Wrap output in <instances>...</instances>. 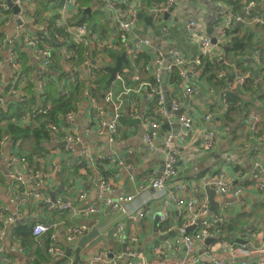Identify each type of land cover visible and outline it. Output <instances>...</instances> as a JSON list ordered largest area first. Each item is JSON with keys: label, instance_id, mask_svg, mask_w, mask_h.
I'll return each instance as SVG.
<instances>
[{"label": "crops", "instance_id": "0c3cea01", "mask_svg": "<svg viewBox=\"0 0 264 264\" xmlns=\"http://www.w3.org/2000/svg\"><path fill=\"white\" fill-rule=\"evenodd\" d=\"M89 1L91 3L85 5ZM133 1L138 12L144 16L155 12V10L164 11L168 6H164V0ZM56 2L55 0H35L33 5L29 6L23 13V16H26V22L31 26V29L28 30L32 34L35 35L37 33L39 34L38 36L49 35L51 29L57 25L56 21L59 18H56V13H59V6ZM76 2L80 17L87 15L88 18H91L93 11L103 12V18L98 15L96 20H89L88 22L94 25L93 32H95L96 38L100 39V44L113 40L115 34L112 32L115 30V24L109 14L104 11L101 2L99 0H76ZM174 2L176 5L167 21L159 20L162 19L161 14L155 15L156 22H153L149 29L142 19H138L135 31L141 37L146 36L150 30L153 31V39L163 41L161 43L163 44L161 45L163 49L161 52L163 54L166 52L167 61L170 60L168 56L169 45H174L181 50L184 58L190 62L187 76L182 78L183 81L174 90V98L172 97L173 100H179L180 108L183 109L182 113L191 115L195 121V126L190 136L184 142H180V144L179 141L177 142L179 146L177 165L180 177L187 182V189L182 193V196L184 198L192 196L198 202L204 195L206 196L204 184L207 183L208 178L220 171L225 172L227 177L232 179V186L240 184L245 189L240 199L241 202L228 195L221 196L216 192L217 213H219L221 208L225 212L224 226L226 236L224 239L243 242V236L247 233L254 237L258 244L262 245L264 244V187L262 190L256 189L255 185L258 180L253 176H249L248 173L251 170L253 161L264 163V137H262V134H264V3L257 0L258 5L251 9L252 14L257 18L256 20L252 19L253 16H251L247 21L237 22L238 25H236L237 23L232 25V29L228 32L227 40L222 45L221 51L213 55L220 65L222 64V66L213 67L219 78H222L226 71H229V79L232 81L231 74L235 70L240 71L241 68H244V70L246 68L245 71L257 83V92L255 94H252V89H248L241 100L238 101L237 110L227 111L226 103L223 104L222 102V93L224 91L228 92L232 86L230 85L229 89V85L227 87L222 85L216 87L209 84L204 76L205 71L202 68V60L198 64H193V60L201 56V52L197 42L188 36L186 23L191 20L196 21V34L199 38L207 37L212 45L214 43L213 38L216 35V28L220 23L218 11L231 9L232 4L230 0H175ZM162 5L164 6L163 8ZM84 8H89V12L81 15L80 11L82 12ZM9 15L10 17L7 20L0 16V66L5 79L8 80L7 83L3 82L0 84V97H7L8 83L12 82L11 79L14 76H21L23 82L20 87L23 89H21L23 98L14 97L15 101L20 100L19 103L22 105L23 100L30 99V105L33 109H38L46 104L51 105V102L67 92L65 79L51 80L47 77H41L40 73L38 74V67L28 50L25 48L26 51L16 43L14 45L17 46L18 66L16 70L10 66V63L6 60L8 48L6 45L3 46L2 41L15 36L17 24L9 22L12 12ZM77 15L73 17H77ZM67 16L70 17L68 13ZM77 19L71 20L74 22L78 21ZM248 35L250 37V40H248L249 49L244 55L235 56L234 52L230 50L228 42L234 36L248 37ZM88 36L90 37V35ZM225 47L227 51L224 50ZM89 52L91 56L94 55L91 49ZM59 53L63 55V51ZM257 53L260 61L258 63L253 60V56ZM166 59H164V63ZM60 62L63 63L62 59ZM151 67L155 68L154 63H151ZM127 71L125 75H128L129 71L133 70L129 69ZM50 72L52 73L53 71L50 70ZM76 72V68L72 66L65 70V74L69 75L70 81H74L73 75ZM133 74L134 79L141 77V74L137 71H133ZM51 77L52 75L50 74L49 78ZM39 83L43 85L42 94L40 93ZM135 85V87L139 86V84ZM187 85L197 86V92L191 96L185 95L184 89ZM210 87L216 91L214 90L211 93ZM168 89L169 92L173 91L171 87H168ZM85 93L86 90H83L77 103L73 106L74 120L72 121L66 118V113L59 114L52 121H48L46 126L42 128L41 122L44 120V116L39 114L30 115L28 110L25 111L28 112V115L24 112L26 115L25 120V115L23 114L25 124L35 125L46 132L45 134L43 132L45 138L38 143L32 137L15 139L8 135L9 137L5 138L6 134L3 128H6L9 120H0V208L7 205L12 212L19 210V216L13 220V223H0V230L3 231L2 235L0 233V244L4 248L5 257L4 260H0V264H24L29 261L30 257L22 253L23 249H12L10 243H13L12 236L14 235L13 228L15 226L34 223L37 220L58 223L56 229L58 243L64 251L63 258L66 257L62 263L74 260V254L69 253L66 255L65 248L73 246L76 241L67 243L63 240L62 234V231L74 224H85L87 232L93 230V228L98 231L97 237L80 254L78 263H86L98 251L113 250L117 252L118 250L122 254L130 246L117 244L113 240L111 232L119 221H123L127 235H138L139 238L143 236V239L139 241V246L144 252L152 245H159L166 235L165 227L173 226L178 221V210L171 204L170 209H168V218L161 224L159 230L157 227L159 222L157 220L160 219V210H163L159 200H155L151 204L148 213L143 219L135 220H129L126 216H121L106 206H101L97 214L88 216L73 215L67 211H60L56 207H51L55 204L50 203L51 193L53 192H55V199L57 197L70 198L75 201L77 206L92 205L96 200L99 194L98 180L100 179L99 176H101V169L96 170L88 167L86 172L84 167L77 165L82 145H87L94 154L107 155L112 152L116 156L123 157L125 161L128 160L125 165L106 163L105 167L102 168L104 178L111 183L113 189V192L109 194L111 197H116L121 193L138 197L139 193L137 190L141 184H146L148 175L152 172L158 174L162 170L161 156L153 152L150 153L146 149L142 138L143 132L148 128L149 123L152 122V116L144 114L148 108L145 102L146 96L143 94L142 100L137 93L122 94L121 112L123 116L121 124L123 125L120 134L125 138L122 137L123 139L120 141L109 143L105 134H99L96 131L97 127L92 125L94 117ZM137 98L139 99L136 104ZM8 104L4 103V105H1L3 108L0 107L5 116L12 114L14 108L17 110L19 106L15 104L13 108L9 107ZM135 105L139 111L133 108ZM129 109L130 112L131 110L137 111L136 118L130 115ZM225 111L227 112L225 113ZM208 115L210 117L208 121H205L203 117ZM175 119L176 117L173 116L170 124H173ZM11 120L14 119L11 117ZM50 124L58 125L57 127L61 128V130L63 129V131L60 133L53 132L49 127ZM253 125L258 126L257 130L260 128L262 133L259 136H257L259 132L253 130ZM207 129L214 130L216 134L215 144L211 149L204 150L201 147V141ZM177 130L178 127L176 128ZM165 131L160 127L158 135L164 134L163 132ZM73 132L78 133L81 137V142L67 143L63 140L64 134ZM1 140L3 143H1ZM22 157L25 159L24 162L20 160ZM232 162L235 163V166ZM242 168L247 170L243 175L239 171ZM10 174H26V176H23L25 180L30 179L31 174L38 182H43L44 185L39 187L43 198L32 200L31 204H27L21 201V195L17 192H14L13 195H8L10 188L13 186ZM78 193L85 194L82 201L77 200ZM11 199L14 201H11ZM224 201H230V204L225 205L224 203L222 206ZM219 202H221V208H219ZM16 222L18 224L15 225ZM9 227H12L10 232L8 231ZM227 229H231L230 234L227 233ZM42 237H39L41 242L43 241L40 239ZM173 238L170 237L168 239ZM211 242L208 243L209 245L205 242L204 244L197 243L195 254L200 255L207 248L219 251L220 248L216 246L215 241L212 240ZM18 244L21 247L19 240ZM181 255V245L161 251L163 261L159 264H174ZM263 255V253L251 254L246 259L256 260L264 258ZM228 262L231 263L229 259ZM49 264H52L51 259Z\"/></svg>", "mask_w": 264, "mask_h": 264}, {"label": "built area", "instance_id": "2783aa9c", "mask_svg": "<svg viewBox=\"0 0 264 264\" xmlns=\"http://www.w3.org/2000/svg\"><path fill=\"white\" fill-rule=\"evenodd\" d=\"M11 1L18 8L16 16L21 23L16 25V34L13 38L3 40V46H8L6 60L10 63V66H12L13 69H17L18 56L14 49V42H21L25 47L30 49L34 63L38 67V74L40 73L41 77H47L49 79L50 74L46 73L50 72L48 67L51 64L50 61H52L51 54L53 50H57V47L54 48L53 46H49V43L43 35L36 36L23 26V23L27 21L26 16L24 17L23 13H25L29 6L33 5L34 0ZM99 1L101 2L104 11L107 12L114 21V34L117 39L113 38V40H108L104 44H100L99 40H96L98 51L94 53L93 56H91L89 52L90 49L85 52L83 54V60L79 63L77 70L82 73V76L86 78V80H88L87 82L90 84L91 79L94 78L96 72L99 71V66L103 65L106 66V68L108 67L107 64H105L106 60H109L108 55L103 49L105 50L106 48L110 52L116 50L122 51V49H124L122 53L126 55L127 59L131 60L138 54L147 53L151 57V63H154L155 68H153V74L155 80L158 81V86L157 88H152L151 84L146 80L141 81L138 87L131 84L127 85L123 74L119 72L116 74L115 80L102 92L103 96L101 99L90 95L88 91L89 89L87 88L85 94L94 117L92 125L97 127L96 131L99 134H105L109 143H114L118 141L119 127L121 126L123 116L121 112L122 94H140L143 92L147 98H150L155 94L156 114L159 120L156 121V118L152 117V122L149 123L148 128L143 132L142 138L146 149L150 153L153 152L161 156L162 170L159 175L154 172L148 175L146 184H141L137 190L139 193L138 197L136 195L124 193H121L116 197H111L109 195L113 192L111 183L104 177L99 176V194L92 205L77 206L75 201L70 198L57 197L56 203L51 207H56L60 211H67L73 215L88 216L95 213L97 214L101 206H106L112 209L115 213H119L121 216H126L129 220H135L143 219L148 213L151 204L155 200H159L163 207V210H160L159 212L160 219L157 220V222H159L157 224L159 230L161 224L168 218V209H170L171 204L177 208L179 216L178 221L173 226L165 227L164 230L166 235L161 243L159 245L150 246L146 252L141 250L139 246V241L143 239V236L139 238L138 235H127L123 221H119L115 224L111 232L113 240L116 241L117 244L130 246L126 248L122 254L119 253L118 250V253L113 250L98 251L86 263L76 264H159L163 261L161 258V251L175 248L177 245H181L182 255L174 262V264H264V258H258L256 260L246 259L251 254H264V244H258V241H256L254 237L246 233L243 236V242L227 241L224 239L226 236L224 226L225 212L223 208L220 207L221 202H219V208L221 209L219 213H217L218 209L216 211L210 209L209 202L205 195L198 202L192 196H189L188 198L182 196V193L187 189V182L180 177L181 175L177 165L179 155V146L177 145V142L179 141L180 144V142H184L190 136L194 129L195 121L191 115L186 113H182L178 117L174 115V112L180 108V102L179 100H171L169 104L167 103L161 81V74L162 72H165L166 76L173 70V68H178L179 75L182 78H185L188 74V65L190 62L184 58L181 50L174 45H169L170 49L168 56L170 57V60L167 61L166 52L164 54L161 52V50H163L161 48V45H163L161 44L163 43L162 40L156 41L154 39L139 36L135 31L138 20V10L134 1ZM174 1L175 0H165L164 6L170 5ZM260 1L264 3V0ZM58 2L59 19L56 21V26L66 27L67 32L70 34L71 43H82L84 45L90 43V46H92L94 39L97 38L93 37V35L92 38H86L88 36L87 33L89 32L86 24L76 23L70 20V17L77 15L79 10L76 0H58ZM242 4L239 14H233L231 9H222L218 11L220 23L215 31L216 35L213 38L214 43L211 41L212 45L207 37H198L196 34V21L191 20L186 23L188 36L197 42L201 52V56L197 57L196 60H193L194 65L200 63L203 56H207L211 59L215 53L221 51V47L228 37L227 32L232 29V25L235 22L247 21L251 16H253L252 19H257L254 17L251 10L258 5L257 0H242ZM164 6L162 5V8ZM8 10L9 7L5 0H2L0 2V16L3 19L10 17V15H7ZM67 13L70 17L67 16ZM54 36L56 38L59 37L57 34ZM58 51H63V63H60L64 66L65 70L71 68V66L74 68L77 67L71 63L73 60L72 51L68 50L65 46L59 47ZM255 55L253 56V60L257 63L260 62L257 56L259 54L257 53ZM164 59H166L165 63ZM145 69L146 71H149L150 66H146ZM248 77L249 73L247 71L240 73L235 70L232 74L233 80L228 84L229 89L230 85L232 86L231 89H233L235 86L244 84ZM11 80L12 82L8 87L7 96L12 95L14 97H19L18 99H22V90L19 87V83L23 82V78L14 76ZM3 82L7 83L8 80L5 79L0 66V84ZM91 85L93 84L91 83ZM39 86L41 88V90L39 89L40 93L42 94V83H39ZM197 90V86L187 85L184 89V93L187 96H191L195 94ZM210 92H214V89L211 87ZM225 96L226 92L224 91V93H222L223 104L226 103ZM4 103L6 102L0 97V105H4ZM50 107V104H46L45 106H40L38 109L32 108V111L39 115H45ZM25 114L28 115V112H25ZM130 115L133 118H136L137 111H131ZM173 116H175L178 121V130L174 132L172 129H167L163 132L164 134L158 135L161 124L165 120L170 124ZM209 117L210 115L204 116L203 119L208 121ZM66 118L70 121L74 120V111L71 110L67 112ZM57 126L58 125L54 124L49 125L53 132L60 133L63 131V129L61 130V128ZM257 127L258 126L253 125V130H257ZM215 135L214 130H205L201 141V147L204 150H209L214 146ZM63 136V140L67 143L81 142V137L77 132L71 134L67 133ZM4 137L7 138L6 135ZM262 137H264V134H262ZM1 143H3L2 140ZM20 160L22 162L25 161L23 157ZM106 163L125 165L126 161L123 157L116 156V154L112 152L107 155H102L100 153L94 154V152L90 151L87 145H82L77 165L83 167L85 164L87 167L97 170V165ZM248 175L253 176L258 180L255 188L262 190L264 187V163L262 164L259 161H253ZM23 176L24 174H10L13 186L10 188L8 195H13L14 192H17L21 195V201L27 204H31L32 200L42 199L43 195L40 192L39 187L44 185L43 182H38L31 174L30 179L28 180H25ZM206 184L215 189L219 195H228L241 202L240 199L245 188L240 184L232 186V179L228 178L225 172L220 171L215 173L207 180ZM84 197V193H78L76 198L78 201H82ZM11 201L14 200L11 199ZM224 203L225 205H229L230 201H224L222 206ZM18 216V209L12 212L7 205L0 208V223H13V220L18 218ZM57 226L58 223L56 222L44 220H37L31 224V232L35 238L49 236L50 244L47 247V252L50 255L52 264H56L58 258L64 257V251L58 243L59 240L56 233ZM190 227H192V230H190ZM0 233L2 235L3 231L0 230ZM85 233H87L85 224H74L62 231L63 240L67 243L77 241ZM170 237L174 238L168 239ZM12 238L13 243H10L11 248L21 250L22 247L18 244V237L13 235ZM207 238H213V241H215L216 246H218L220 250L216 251L207 248L200 255H196V244L206 243ZM3 251L4 248L0 244V260L5 259ZM228 259L231 263L228 262ZM62 264L74 263L71 261Z\"/></svg>", "mask_w": 264, "mask_h": 264}, {"label": "trees", "instance_id": "16d2710c", "mask_svg": "<svg viewBox=\"0 0 264 264\" xmlns=\"http://www.w3.org/2000/svg\"><path fill=\"white\" fill-rule=\"evenodd\" d=\"M127 1H131V0H127ZM164 2H165V0H164ZM230 2L232 4L231 12L233 14H239L240 10L242 8V5H243L242 1L230 0ZM80 13L82 15L81 11H80ZM57 17H58V13H56V18ZM81 17H80V14L78 13L77 17H70V20L78 18L77 19L78 21H74V22L85 23L88 30H90L92 32L90 37L92 35H93V37H97L95 35V32H93L94 25L90 24L88 22L90 20V18H88L87 15H82ZM235 23H237V22H235ZM236 25H238V23ZM112 33L114 34V31ZM55 34H57V36H59V37L56 38L54 36ZM35 35H39V34L35 33ZM44 38H46L47 42L49 43V46L57 47V49L61 46H65L68 50L73 52V60L71 61V63H72V65L77 66L76 67L77 72L75 73V75H73V78H75L74 81H70L69 75L65 74V68L60 63V60L63 59V55H61V53H59V51L58 52L54 51V50L52 51V54H51L52 61H50L51 64L48 68L51 71H53L54 74L49 79H51V80H62L64 78L67 92H65L58 99H55L53 102H51V107L48 109L47 113L45 115H42V116H44V120L41 122L42 128H44V126H46L48 121H52L53 118L57 117L59 114H65V113L73 110L74 109L73 106L77 103V100L80 98L79 96L83 90H86L88 88L90 95H93V96L97 97L98 99H101L103 96L102 92L109 87V85L106 84V80L108 78V70H107L106 66H103V65L99 66V71H97L94 78L91 79L90 84L87 82L88 80H86V78H84L82 76V73L77 70L79 63L83 60V54L85 52H87L89 49H91L93 53H96L98 51V48H97L98 46L96 45V43H97L96 40H100V39H98V38L94 39V43L92 46H90V43H88L87 45H84L82 43H77V44L73 43V42L71 43L70 42V34L67 32L66 27H58L56 25L54 28L51 29L49 35L48 34L44 35ZM86 38H89V36H87ZM114 38L117 39L116 36ZM248 40H250L249 35H248V37L247 36L246 37L234 36L228 42V45L230 47V50L234 52L235 56L236 55H244L246 53V51L249 49ZM224 50L227 51L226 47L224 48ZM103 51H105L107 53L108 59H109L108 61L106 60L105 64H107V66H111L114 63L111 64L110 61H112V60L115 61L116 57L120 54V52L124 51V49H122V51L116 50V51L110 52L109 50H107L105 48V50L103 49ZM201 60H202L201 63H202L203 71H205L204 76H205L206 81L209 84L216 86V87L221 86V85L227 87L228 84H230L231 79H229V71H226V74L224 76H222V78H219L218 73L216 71H214L213 67L222 66V64L220 65L218 60H216L214 57L209 59L207 56H203V58H201ZM127 61H128L127 64L122 65V70L120 72L123 74V77H124L127 85L139 84L141 81L146 80L151 84L152 88H157L158 81L155 80V76L153 74L154 70L151 67V57L149 54H147V53L138 54L132 60L127 59ZM148 65L150 66V69H149V71H146L145 68ZM129 69L133 70L134 72H136V71L139 72V74H141V77L139 76V78L134 79L133 71H129V74L125 75V73L128 72L127 70H129ZM234 69H236V68H234ZM245 70H246V68H245ZM245 70H244V68H241V70L239 72L244 73V72H246ZM46 74H51V72H47ZM166 76H167L165 78L166 85L169 88L171 87V89L173 90V91H170V97L172 99V97L174 98V90H176L179 83L183 80H182V77L179 75L178 68H173V70L170 73H168ZM91 83L93 85H91ZM20 86H22V83L20 84ZM20 88L22 89V87H20ZM248 89L249 90L252 89V91H251L252 94H255L257 92V83L254 81L253 77L250 75L244 84H242L240 86H235L233 89H230V90H228V92H226L225 101H226V105H227L226 108H228L226 110L227 111L237 110L238 101L241 100V98L246 93V91H248ZM154 92H155V90H154ZM139 96L143 100V92H141L139 94ZM155 97H156L155 94H153L150 98L145 97L146 98L145 102H146L148 108L146 109L147 113L144 112V114L155 117L156 121H157V120H159V118L156 114ZM3 99H4V101H6V103H9L8 104L9 107H13V108H14L15 104H18L20 102V100L15 101L14 96H12V95H9L7 97L3 96ZM138 99L139 98L136 99V104H137ZM18 105H19L18 109L16 110L14 108V111L12 112V114L7 115V116H5V113H3L2 109H1L3 107H1V105H0V107H1L0 108V120L1 121L6 120V119L9 120L6 124V128H3L4 133L6 134V136L9 135L10 137H13L15 139L24 138V137H32L34 139V141L36 143H38L39 141H41V139L45 138V136L43 135V132H44V134L46 132L43 129L37 128V126H35V125L30 126L29 124H25L23 121V118H22V116L26 110H28L30 112V114L37 115L35 112L32 111V108L30 105V99H25V100H23L22 105H21V103H19ZM133 108L138 110L136 105ZM227 111H225V113ZM128 112H130V109ZM11 117L14 120L10 121ZM122 125L123 124H121V126L119 127L118 141L125 138L124 136H122V134H120V131L122 129ZM255 132H259V134L257 136H259L262 133L260 131V128ZM126 161L128 162V160H126ZM105 165L106 164L97 165V168L99 170L101 169V172H100L101 176L104 174L102 168L105 167ZM233 165L235 166V163H233ZM83 167H84V170L87 172V169H88L87 165L84 164ZM239 171L241 174H244L247 170L242 168L241 170L239 169ZM212 176H213V174H212ZM103 177H105V176L103 175ZM31 224H32V222L27 223V224L17 225L13 228V234L18 237L19 243L23 249L22 253H24V255H28L30 257L29 261L25 262L24 264H49L51 258L47 252V247L50 244V239H49V237H42V238H40L43 240L41 242L39 240V238H35L31 232ZM230 232H231V229H227V233L230 234ZM65 258H63V257L59 258L57 260L56 264H62V262L65 260Z\"/></svg>", "mask_w": 264, "mask_h": 264}, {"label": "water", "instance_id": "95a60500", "mask_svg": "<svg viewBox=\"0 0 264 264\" xmlns=\"http://www.w3.org/2000/svg\"><path fill=\"white\" fill-rule=\"evenodd\" d=\"M5 2L12 12V16H11L9 22L13 23V24H20L21 22L18 20V18L16 16V13L18 12L17 6H15L11 0H5ZM175 5H176L175 2H172L170 5L167 6L166 10H164V11L155 10V12H152L151 14H149L147 16H144L142 13L138 12L137 18L142 19L144 21V23L147 25V27L150 29L153 22H156L155 18H154L155 15L161 14L162 19H159V20L167 21V19L170 18L171 11L175 7ZM86 12H89V8H84L82 10V13H86ZM23 26L27 29H31V26L28 22H24ZM89 33H90V31L88 32V35H89ZM144 37L148 38V39H153L154 38V32L150 30L148 32V34ZM17 45L20 46L21 48H24V49L26 48L28 50V52L30 53V49L25 47L21 42H18ZM30 55H31V53H30ZM166 57H167V55H166ZM127 62L128 61H127L126 55L124 53H122L121 55H118L116 57L114 64L112 66L107 67V70H108V78L106 80L107 85H109L111 82H113L115 80L116 74L121 72L122 65L127 64ZM161 81L163 84V89L165 92V97H166L167 103L169 104L172 99L170 97V92H169V89H168L166 82H165V72H162V74H161ZM168 107H169V105H168ZM182 110L183 109L179 108L177 111L174 112V115L176 117H178L180 114H182ZM174 121L175 122L173 124H169L167 122V120H165L161 124V128L164 130L173 128L172 130L175 132L176 128L178 127V121H177V119H175ZM63 145H64V142H63ZM159 174L160 173H158L157 175H159ZM24 176H26V174H24ZM204 191L206 192V196H207V200L209 202L210 209L212 211H216L218 209V202H217V200H215V195H216L217 191L215 189H213L212 187H210L208 184H204ZM51 197L52 198H51L50 203H56L55 192L51 193ZM16 224H18V222H16L15 225ZM12 227H9V230H8L9 232L12 230ZM190 230H192V227H190ZM97 235H98L97 229L93 228V230H91V231L87 232L86 234H84L83 236H81L73 246H67L65 248V254L68 255L69 253H73L74 254L73 263L74 264L78 263L79 259H80L81 252L85 249V247L91 241H93L97 237ZM212 240H213V238H207L206 243L208 244Z\"/></svg>", "mask_w": 264, "mask_h": 264}, {"label": "clouds", "instance_id": "9594fccd", "mask_svg": "<svg viewBox=\"0 0 264 264\" xmlns=\"http://www.w3.org/2000/svg\"><path fill=\"white\" fill-rule=\"evenodd\" d=\"M35 1V0H34ZM55 1H57L56 2V4L59 6V2H58V0H55ZM131 1H133V0H131ZM58 9H59V7H58ZM9 13L11 14V10L9 9L8 11H7V15H9ZM138 13V12H137ZM58 16H59V13H58ZM58 18V17H57ZM6 20L8 19V18H5ZM138 19V18H137ZM90 31V30H89ZM92 34V32L90 31V33H89V35H91ZM87 35H88V33H87ZM36 36H38V35H36ZM2 43H3V41H2ZM14 44H15V42H14ZM16 44H17V42H16ZM6 47L8 48V46L6 45ZM55 48V47H54ZM14 49H15V51H16V53H17V46H15L14 45ZM55 51H57L58 52V49L57 50H55ZM60 52V51H59ZM54 73L52 72L51 73V75H53ZM17 77H21V76H17ZM22 83V82H21ZM20 83V84H21ZM20 84H19V86H20ZM9 85H10V83H8V87H9ZM8 90V89H7Z\"/></svg>", "mask_w": 264, "mask_h": 264}, {"label": "rangeland", "instance_id": "374dc122", "mask_svg": "<svg viewBox=\"0 0 264 264\" xmlns=\"http://www.w3.org/2000/svg\"><path fill=\"white\" fill-rule=\"evenodd\" d=\"M89 3H91V2L90 1L86 2L85 5H87ZM98 15L103 18V12L102 13H98V11H93V14H92V17L90 18V20L91 21L96 20L98 18ZM136 26H137V24H136ZM110 63L113 64L114 61L112 60V61H110ZM25 120H26V118H25ZM23 121H24V119H23Z\"/></svg>", "mask_w": 264, "mask_h": 264}]
</instances>
